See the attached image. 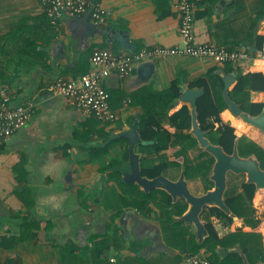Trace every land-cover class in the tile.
<instances>
[{
  "label": "crops",
  "instance_id": "0c3cea01",
  "mask_svg": "<svg viewBox=\"0 0 264 264\" xmlns=\"http://www.w3.org/2000/svg\"><path fill=\"white\" fill-rule=\"evenodd\" d=\"M193 1L196 41L248 50L244 66L190 55L134 58L128 75L113 70L102 80L118 115L115 121L105 122L88 116L71 98L53 94L49 86L58 79L81 78L91 68L90 58L97 49L130 55L145 47L180 44L181 12L173 0H168L171 13L165 16H160L155 0H100L106 12L97 23L89 12L52 19L43 0H0V88L13 103L35 102L28 124L0 143V264H181L191 253L186 240L193 234L198 242L192 222L177 221L176 214L169 221L159 192L144 208L125 203L134 195L123 193L118 180L109 176L127 162L128 139L120 137L91 149L74 143L103 144L135 120L138 124L143 107L134 100L144 87L163 90L180 78L181 88H198L190 83L210 74L224 81L227 74L237 77L239 69L264 73V54L253 41L256 35H264V19L254 26L260 0ZM121 33L132 48L120 40ZM227 63L235 70H226ZM209 82L219 88L216 79ZM250 99L264 103V91L252 90ZM183 104L184 100L176 101L169 114ZM179 148L174 145L148 154L136 146L142 158ZM180 158L170 159L183 163ZM116 159L124 162L104 170ZM181 168L177 176L171 177L170 168L164 173L177 179ZM192 182L194 194L206 192L199 181L194 191ZM211 221L228 233L241 226L237 223L243 225L241 218L231 225L216 216ZM216 229L221 237L227 234ZM227 249L218 247L222 257ZM200 254L210 252L202 249Z\"/></svg>",
  "mask_w": 264,
  "mask_h": 264
},
{
  "label": "trees",
  "instance_id": "16d2710c",
  "mask_svg": "<svg viewBox=\"0 0 264 264\" xmlns=\"http://www.w3.org/2000/svg\"><path fill=\"white\" fill-rule=\"evenodd\" d=\"M155 1L162 10L160 16L171 13L168 0ZM162 6H164V9ZM261 19H264V0H260V9L257 11L256 17L254 18V26H256ZM253 41L255 42L256 49L263 50L264 35H256ZM226 65V70H235L229 66L230 63ZM209 79L210 81L216 79V85H218L219 88H215V82L210 83ZM181 84L182 80L176 78L168 88L163 90L144 87L135 97L134 103L143 107V113L140 115V120L138 122L141 136L144 140H154L153 144H141L139 147L143 153L152 154L167 150L170 146L179 145L180 148L175 151L174 157L183 158L186 178L196 179L201 177L205 180V188L209 190L213 187V182L209 179V175L211 174L215 161L214 157L208 152L202 151L201 155L208 154L209 158L199 163H193L187 155L188 150L197 146L195 137L187 132L191 127V108L187 104H183L181 108L169 114L172 105L182 93ZM224 86L225 83L221 76H214L211 74L190 83V87L205 88V93L198 98L196 105L198 119L202 129L207 130L206 135L213 143L221 144L228 153H232L237 134H243L244 132L224 122L221 118V112L229 108L223 94ZM252 90L264 91V73H244L243 70L239 69L236 82L229 90L230 97L240 104L245 111L257 115L262 111L264 103L251 101L250 93ZM188 102V100L184 101V103ZM165 124L175 127V132L170 131ZM252 129L255 128L249 129L246 133H249ZM246 133L239 138V153L243 157L255 155L260 161L261 167L264 169V147L247 136ZM123 162V160H112L104 167V170L113 168ZM181 165V162L171 160L163 154L159 155L158 158L144 156L141 160L142 174L151 178L159 176L172 166L181 167ZM109 176L118 180L120 186H122L124 190L123 193L130 192L132 196L134 195L131 201L125 202L127 204H131L138 208H144L151 200L156 199L158 195L157 192H159L162 194L165 206L167 207V217L169 221L172 222L170 215H181L187 209V204L184 202L177 201L173 203L172 197L162 189H153L150 193H145L136 183H123L118 171H112ZM255 195V184L243 182L241 192L226 197V203L231 207L233 212L242 219L244 226L255 227L260 222V218L255 215V209L252 206ZM123 199L126 200L128 198L123 196ZM205 215L208 216L206 217V227L209 231V236L202 244H199L195 235L191 234L190 238L185 242L187 251L193 254H200L201 250L205 249L207 252H210L208 258L211 264H243V259L239 253H230L222 257L218 251V247L227 249L239 244L242 246L251 264H257L258 261L264 262L263 237L261 234L243 231L241 228H238L221 237L211 221V217H218L225 225H231L234 219L216 206L206 207L203 214L204 219ZM174 224L177 225L180 224V222Z\"/></svg>",
  "mask_w": 264,
  "mask_h": 264
},
{
  "label": "built area",
  "instance_id": "2783aa9c",
  "mask_svg": "<svg viewBox=\"0 0 264 264\" xmlns=\"http://www.w3.org/2000/svg\"><path fill=\"white\" fill-rule=\"evenodd\" d=\"M43 2L47 15L52 19L82 16L91 9V17L97 23L106 12L100 0H43ZM173 2L181 12L180 44L145 47L133 51L130 55L117 54L110 49L94 50L90 58L91 68L81 78L58 79L49 86V90L53 94L71 98L88 116L111 122L115 121L118 115L111 108V95L103 86L102 80L113 70H117L121 76L128 75L134 58L145 55L165 57L190 55L244 66L243 64L250 56L248 50H232L215 42L196 41V4L193 0H173ZM262 52L264 54V47ZM34 107L33 100L13 103L10 96L0 88V143L8 140L15 132L28 124ZM181 264H211V261L204 254L189 253Z\"/></svg>",
  "mask_w": 264,
  "mask_h": 264
},
{
  "label": "water",
  "instance_id": "95a60500",
  "mask_svg": "<svg viewBox=\"0 0 264 264\" xmlns=\"http://www.w3.org/2000/svg\"><path fill=\"white\" fill-rule=\"evenodd\" d=\"M88 12L91 13V9ZM119 38L124 44L132 48L125 34L121 33ZM235 77L236 74L234 73L224 76L225 86L223 94L229 109L237 118L254 127L259 132L264 133V107L259 114L253 115L245 111L240 104L230 97L229 90ZM204 93V87L189 88L183 85L182 93L177 100V103L183 100H188L191 103V127L187 131L195 137L198 146L208 152L215 159L209 176L214 185L211 189L202 194H194L191 191L189 180L186 178L185 174V165L182 166L181 173L177 179L168 177L164 172L153 178L142 174V152H138L136 146L141 144H153L154 140H144L142 138L137 124L138 120H135L128 130L114 135L103 144L74 143L82 149H91L93 147L105 145L111 140L120 137L128 139V160L125 164L114 168L121 173V180L127 184L136 183L138 187L146 193H150L153 189H162L172 197L174 203L182 198L184 203L187 204V209L183 214L173 216V218L177 221L192 222L196 227L199 244H202L209 236L206 222L202 220V214L206 207L216 206L234 220L240 218L226 203L225 192L228 186L229 172L235 174L244 173L246 175V183H254L256 186V192L264 189V169L261 167L258 158L255 155L243 157L239 153L238 143L239 138L242 135H237L232 153H228L221 144H215L207 137V130L202 129L196 108L198 98ZM226 253H239L243 259V264H251L241 245H237L233 249H227ZM258 264H264V262L260 261Z\"/></svg>",
  "mask_w": 264,
  "mask_h": 264
},
{
  "label": "rangeland",
  "instance_id": "374dc122",
  "mask_svg": "<svg viewBox=\"0 0 264 264\" xmlns=\"http://www.w3.org/2000/svg\"><path fill=\"white\" fill-rule=\"evenodd\" d=\"M184 104H187L191 108V103L190 102L184 103ZM221 118H222V120L224 122H227V121H225L226 118L224 117V115H222ZM227 123L230 124V122H227ZM236 128H238V127L236 126ZM238 129L240 130V128H238ZM241 131L244 132L243 134H245L247 132L246 129L245 130L241 129ZM235 133H236V131H235ZM243 134H237V135H243ZM246 135L249 136L252 139H254L255 137L257 138L258 136H260L261 139L259 141H257V142L258 143L260 142L259 144H261L264 147V133L259 132L257 129H252L249 133H246ZM174 150L175 149H172V151L169 152V153L168 152H164L163 155L167 156L169 159L173 158L174 154H175ZM201 153H202V149L199 146H196V147L188 150L187 155H188V157L190 158V160L192 162L196 163L198 161V159L201 158L200 156L208 157V154L201 155ZM155 158H158V157H155ZM177 159H179V158H177ZM180 159H182V158H180ZM179 169H180L179 166L170 167V170H168V171H169V174L171 175V177L172 176H177L178 173H179ZM245 180H246V175L244 173L235 174L233 172H229L228 173V186H227V190L225 192V197H227L228 195H231V194L235 195V194L241 192L242 191V183ZM201 182H202V184H205V180L204 179H201ZM197 184H198L197 181H193L192 182V185H193L192 187H193L194 191L198 190ZM256 197H257V199H256ZM252 206L255 209V215L258 218H260V222L255 227L247 226V227H245L246 229H244V228L242 229V226H243L242 223H237L238 225L241 224V226H239L238 228L239 229L241 228L243 231L245 230V231L257 232V233L261 234L262 237H263V247H264V189L258 190L256 192V195H255V197L253 199V202H252ZM206 217H208V216L205 215V220H206ZM214 225H215L216 228H218L219 231H222L223 233H228L227 231L223 230V228H222L223 226L222 225H220L218 223H214ZM229 232H230V230H229Z\"/></svg>",
  "mask_w": 264,
  "mask_h": 264
},
{
  "label": "bare ground",
  "instance_id": "6f19581e",
  "mask_svg": "<svg viewBox=\"0 0 264 264\" xmlns=\"http://www.w3.org/2000/svg\"><path fill=\"white\" fill-rule=\"evenodd\" d=\"M258 59H263V58H258ZM258 59H256V60H258ZM256 60H255V62L253 63V65L256 63ZM263 60H264V59H263ZM184 101H185V100H184ZM223 115H224V117H225L227 120L232 121L234 125H236L238 128H240V130H241V129H244V130H245V129H247V128H248V130H249V129H251V128H254V127H252V126L246 124L245 122H243L241 119L235 117V115L232 113V111H231L230 109L227 110V111H225V112L223 113Z\"/></svg>",
  "mask_w": 264,
  "mask_h": 264
},
{
  "label": "flooded vegetation",
  "instance_id": "af4514ba",
  "mask_svg": "<svg viewBox=\"0 0 264 264\" xmlns=\"http://www.w3.org/2000/svg\"><path fill=\"white\" fill-rule=\"evenodd\" d=\"M200 147V146H199ZM202 149V148H201ZM202 151H204L203 149H202ZM201 158L200 159H198V161L196 162V163H199V162H201L202 160H204V159H206V158H209V155H208V157H204V156H200ZM194 163V162H193ZM183 165H185L184 163H182V165L181 166H183ZM182 169V168H181ZM210 176V175H209ZM201 177H199V178H196V179H188L189 181H199V182H201ZM210 179V178H209ZM213 185H214V183H213ZM203 186H204V184H203ZM204 188H205V186H204ZM206 190H208V189H206L205 188V191Z\"/></svg>",
  "mask_w": 264,
  "mask_h": 264
}]
</instances>
